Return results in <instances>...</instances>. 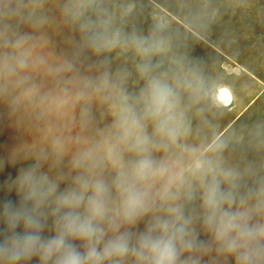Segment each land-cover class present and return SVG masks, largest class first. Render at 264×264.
<instances>
[{
  "label": "rangeland",
  "instance_id": "1",
  "mask_svg": "<svg viewBox=\"0 0 264 264\" xmlns=\"http://www.w3.org/2000/svg\"><path fill=\"white\" fill-rule=\"evenodd\" d=\"M143 64L176 88L187 129L177 145L153 148L154 160L186 168L204 157L239 173L242 186L264 182V0H0V213L7 201L19 204L29 170L58 191L78 175L102 178L110 208L119 206L112 182L140 157L118 117L125 97L143 110ZM188 84L198 89L195 103ZM145 124L155 139L153 123ZM200 204L197 190L186 209ZM151 215L131 230L143 231ZM53 235L49 218L43 236Z\"/></svg>",
  "mask_w": 264,
  "mask_h": 264
},
{
  "label": "clouds",
  "instance_id": "2",
  "mask_svg": "<svg viewBox=\"0 0 264 264\" xmlns=\"http://www.w3.org/2000/svg\"><path fill=\"white\" fill-rule=\"evenodd\" d=\"M138 70L147 78L143 110L138 115L125 97L118 127L140 158L131 169L121 168L112 182L119 206L110 208L111 186L102 178L78 175L74 186L58 191L55 181L29 170L19 180V204L7 201L0 213L5 225L0 264H22L34 257L39 264H125L129 259L133 264H264V182L242 186L239 173L204 157H194L186 168L154 160L153 148L177 145L187 129L176 88L151 75L148 64ZM186 90L197 102L198 89L188 84ZM145 121L153 123L155 139L144 133ZM116 158L110 150L109 159ZM197 190L200 210L189 211L186 203ZM150 213L143 231L131 230ZM49 218L55 235L45 238ZM197 224L210 240L200 238Z\"/></svg>",
  "mask_w": 264,
  "mask_h": 264
},
{
  "label": "bare ground",
  "instance_id": "3",
  "mask_svg": "<svg viewBox=\"0 0 264 264\" xmlns=\"http://www.w3.org/2000/svg\"><path fill=\"white\" fill-rule=\"evenodd\" d=\"M218 96L225 103H228L231 100V93L229 91L224 92L222 90L220 91Z\"/></svg>",
  "mask_w": 264,
  "mask_h": 264
}]
</instances>
